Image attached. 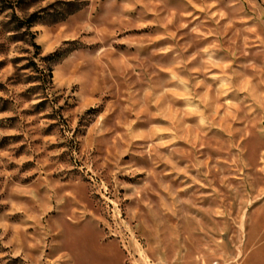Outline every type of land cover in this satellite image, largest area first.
Segmentation results:
<instances>
[{"label": "rangeland", "instance_id": "1", "mask_svg": "<svg viewBox=\"0 0 264 264\" xmlns=\"http://www.w3.org/2000/svg\"><path fill=\"white\" fill-rule=\"evenodd\" d=\"M264 195V0H0V264H238Z\"/></svg>", "mask_w": 264, "mask_h": 264}, {"label": "crops", "instance_id": "2", "mask_svg": "<svg viewBox=\"0 0 264 264\" xmlns=\"http://www.w3.org/2000/svg\"><path fill=\"white\" fill-rule=\"evenodd\" d=\"M238 264H264V195L250 209Z\"/></svg>", "mask_w": 264, "mask_h": 264}]
</instances>
